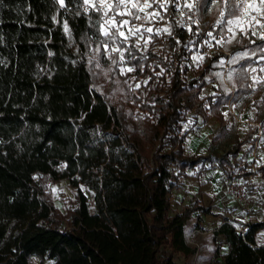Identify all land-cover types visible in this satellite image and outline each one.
I'll return each mask as SVG.
<instances>
[{"label":"trees","instance_id":"1","mask_svg":"<svg viewBox=\"0 0 264 264\" xmlns=\"http://www.w3.org/2000/svg\"><path fill=\"white\" fill-rule=\"evenodd\" d=\"M81 3L0 0V264H32L33 257L39 264H177L176 253L196 254L187 238L193 215H212L196 203L170 214L180 179L210 159L186 154L181 123L193 110L208 120V102L223 127L213 142L225 137L220 109L233 95L200 98L220 56L188 81L197 29L186 36L175 27L179 41L171 40V53L158 37L146 52L140 45L124 53L136 79L147 78L135 95L131 74L119 75L117 53V64L96 66L107 55L92 49L105 38L97 31L99 14L85 13ZM235 43L255 55L241 65L245 78L234 98L249 91L247 69L264 57V40ZM260 170L264 175V162ZM61 181L75 191L65 213L48 190ZM261 230L264 222L251 223L241 234L225 219L214 236L225 237L228 252H216L210 264H264Z\"/></svg>","mask_w":264,"mask_h":264},{"label":"rangeland","instance_id":"2","mask_svg":"<svg viewBox=\"0 0 264 264\" xmlns=\"http://www.w3.org/2000/svg\"><path fill=\"white\" fill-rule=\"evenodd\" d=\"M214 9L208 4L203 13L208 14ZM209 20L205 22L201 21V23L204 25L211 24L212 29L210 32L217 36V38L223 34L225 39H227L229 34L226 31V26L217 25V20ZM136 22H138V25L143 24L145 27H150L143 19L136 20ZM141 31L143 32V28ZM258 31L261 30L258 29ZM148 37H151V40L147 43V46L153 44V39L156 37L155 31L153 30V34L144 32V39L141 41L142 45L145 46V40ZM241 37H245L251 40V42L263 41L258 36H251V33L248 36H244L239 32H237L235 40L231 43L222 42V45L217 44L215 40H211L208 37L212 44L210 47L212 53L206 55L196 47L189 58L188 66H190V72L186 77L188 81L193 80L197 74L201 73L208 66L211 59L220 56L216 62L211 64L209 72L204 77L207 86L200 93V98L215 95L220 96V94L224 96L232 94L233 97L226 104L222 105L220 109L225 122L224 131L226 135L214 142L213 139L220 134L223 127L221 121L211 116L209 103H204V109L207 115H210V118L206 121L202 115H199L194 110L184 112L185 121L181 125L183 133L186 134L184 141L186 154L190 157L202 154L209 156L210 159L208 162L204 161L194 169L188 170L186 177L189 179L186 180V183L185 181H181L182 177L180 185L172 191L171 200L173 205L170 214L173 216L181 213L185 207L194 205L195 203L209 208L210 204L216 201L219 195V193L214 194L212 188L215 187V191L217 192L219 189L221 190L220 184H222V191L229 195L227 184L236 178L247 179L252 176L253 183L251 184V188L254 197L261 199L264 196V175L260 170V166L264 162V136L260 131V127L264 121V71H261L264 68V59L261 57L256 59L247 69L249 91L241 93L234 98V94L245 78L241 65L245 60L254 58L253 53L248 49H241L236 45L235 41ZM117 44L120 45L118 42ZM245 52L248 53L247 56L242 55ZM197 55L203 56V60L194 61L193 57ZM111 63V60L107 56L99 61L100 68L103 70L106 67L109 68ZM129 67L131 66L126 65L122 61L118 72L120 76L125 77H128V73L131 74L128 77V84L132 92L138 95L140 87L137 88L136 85L145 86L147 78L140 77L136 79L135 70L127 73L120 71V68ZM253 68L256 69L255 72L252 71ZM162 72L161 70L160 73ZM229 75H231V79H229ZM253 77H256V80ZM242 142L244 144L240 147ZM237 148H241V151L234 158L233 155ZM257 153L261 154L258 155ZM208 172L210 173L207 174ZM196 179L201 180L197 182ZM197 183L200 187L204 188V191L196 194L190 192L192 191L190 184L196 185ZM48 190L56 207L65 213V201L75 196V191L70 187L69 182H50ZM88 195L90 194L88 193ZM197 195H206L207 198L202 197L199 199ZM228 210L232 213L235 211L233 207H229ZM251 216L258 222H264V209H255ZM231 221L235 222V219H231ZM250 221L253 223L252 218ZM199 222L196 217H193L187 231L188 243L196 249V254L190 258L177 254L174 257L177 264H206L207 262H203L204 260L210 261L214 259L216 252L220 253L219 250L222 244L217 241L214 232L208 229L196 232L199 228ZM238 223H240L239 226L245 224L242 219ZM260 235L264 240V230H262ZM204 249L205 251L203 252ZM167 254H169V250L165 248L160 257L166 258ZM39 263L40 259L38 257L32 258V264Z\"/></svg>","mask_w":264,"mask_h":264},{"label":"snow or ice","instance_id":"3","mask_svg":"<svg viewBox=\"0 0 264 264\" xmlns=\"http://www.w3.org/2000/svg\"><path fill=\"white\" fill-rule=\"evenodd\" d=\"M172 2L173 0H82L80 7L83 8L85 13L91 11L99 14V19L96 21L98 25L97 31L105 38L100 40L92 51L100 53L101 49H103L107 58L114 65L118 63V60L112 58V53H117L119 60L123 61L125 52L131 55L132 47H140L139 40L144 39V32H153L152 27H145L143 24L137 25L133 22L143 19L147 24L154 20H163L164 17L160 11L154 9L153 6L156 5L157 8L166 12L168 5ZM57 3H59L61 8L66 6L65 0H57ZM197 4L198 0H186L184 7L189 12H192L197 10ZM209 4L218 13L217 25H225L229 34L227 39H225L223 34L217 38L212 32H208L206 36L211 38V40H215L217 44L222 45V42L231 43L236 39L237 32L244 36H248L251 33V36H258L260 40H264V0H209ZM147 9L153 10L149 12L146 11ZM189 19H192L191 16H189ZM194 23H198V21H194ZM142 28L143 32L141 31ZM63 29L66 33L70 32L66 21L63 23ZM258 29L261 31H258ZM188 30H192L191 26H189ZM162 31L171 35V31L168 28L155 29L157 35ZM130 36H137V42L131 47L122 48L121 45L125 44ZM118 39L120 40V45L117 44ZM150 40L151 37L145 40V47ZM252 42L255 43V41ZM203 44L209 47L212 46L207 38L203 40ZM260 51L264 52V48H261ZM242 55L247 56L248 53L245 52ZM132 58L135 59L136 57L133 56ZM261 58L264 59V57ZM91 59H95V57ZM193 60L202 61L203 56H194ZM96 66H100L98 61ZM120 71L122 73L132 72L134 68H120ZM252 71L255 72L256 69L253 68ZM261 71H264V68ZM229 79H231V75H229ZM253 79L256 80V77H253ZM136 87L138 88L140 85L137 84Z\"/></svg>","mask_w":264,"mask_h":264},{"label":"built area","instance_id":"4","mask_svg":"<svg viewBox=\"0 0 264 264\" xmlns=\"http://www.w3.org/2000/svg\"><path fill=\"white\" fill-rule=\"evenodd\" d=\"M185 2L186 0H173V2L168 5V9L166 12L163 11L162 9L157 8V6L154 5L153 8L160 11L164 19L158 21L154 20L151 23H147V25L152 27L154 31L157 28L160 29L168 28L171 31V35L163 31L159 35L156 34V37L161 39L160 46L163 47L169 53L172 52L170 46L171 40L174 39L175 41H179L178 37L175 36L173 32L175 27L180 28L181 32L186 36L190 34V32L192 31V30L191 31L188 30L189 26H191V29L196 28L197 35L195 38V43L190 45L188 50L193 52L194 49L197 47L199 50L203 51L206 55H210L212 53V49L209 46L203 44V40L206 38L208 39L206 34L210 32L212 26L211 24L204 25L201 23L198 12L200 0H198L197 10L192 12H189V10L184 7ZM152 10L153 9H147L146 11L150 12ZM189 16H191L192 19H189ZM194 21H198V23H194ZM133 23L138 25V22L136 21H134ZM130 39H136L137 42L138 37L130 36L128 41ZM141 41L142 39L139 40V44L141 45L143 51L146 52L149 46L145 47L144 45L141 44ZM123 61L125 63V60ZM257 154L260 155L261 153H257ZM252 183H253V177L250 176L247 179L236 178L227 184L230 200L244 214L243 220L245 224L237 227V232L241 234H244L246 230V226L252 223L250 221L251 220L250 216L253 213V211L255 209L258 210L264 209V196L261 199H257L254 197L251 188ZM215 206H216L215 202H212L210 204V207H215Z\"/></svg>","mask_w":264,"mask_h":264},{"label":"crops","instance_id":"5","mask_svg":"<svg viewBox=\"0 0 264 264\" xmlns=\"http://www.w3.org/2000/svg\"><path fill=\"white\" fill-rule=\"evenodd\" d=\"M208 4H209V0H207L206 3H202L201 0H200L199 9H198L200 20L203 21V22L210 21L209 19H212V20L216 21L217 18H218L215 15L216 9L211 10L208 14L207 13H203L204 10L206 9V7L208 6ZM260 131H261V127H260ZM200 155H202V154H200ZM209 173L210 172H208L207 174H209ZM187 174H188V171H187ZM182 179H181V181H183V182L185 181V183H186V180L189 179V178L188 177H183ZM200 180L201 179H196L197 182H199ZM190 188L192 189V191H190V192H193L195 194L198 193V192H203L204 191L203 190L204 188L200 187L198 183L196 185L195 184H193V185L190 184ZM220 188H221V190L219 189L218 190L219 192L215 191V187L212 188V192H214V194L215 193H219L218 199L216 201H213V202L216 203V206L214 208L212 207V215H203V214H199V213H195L193 215V217H196L197 220L200 221L199 222V228L196 230V232H201L203 230H207L208 229V230H210V231L215 233L220 228V226L224 223L225 219H229V220L235 219V222H233V224L236 226V228L239 227V225H240V223H238L240 221V219H242V221H243V217H244L243 212L240 209H238L233 204V202L230 200L229 195L222 191L223 190V185L222 184H220ZM197 197L199 199H201L202 197L203 198H207L206 195H203V196L197 195ZM229 207H233L235 209V211L233 213L230 212L228 210ZM250 218H252L253 223H258V221L254 219V217L251 216ZM190 222H189L188 225H190ZM187 231H188V228H187ZM261 232H262V230L259 231L257 233V235H256V241L260 245L264 244V240L262 239V236L260 235ZM217 241L222 244L221 245V249H220L221 250L220 254L227 253L228 252V245H227L225 237L220 235V236L217 237ZM204 251H205V249L203 250V252ZM198 253H199V251H198ZM177 254H181V253H176L174 255V257ZM181 255H183V254H181ZM203 255H205V254H203ZM213 260L214 259H212L210 261L204 260L203 262H207L206 264H210Z\"/></svg>","mask_w":264,"mask_h":264}]
</instances>
